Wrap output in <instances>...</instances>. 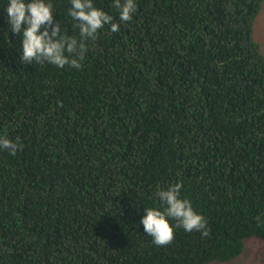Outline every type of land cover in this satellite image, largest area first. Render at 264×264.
Masks as SVG:
<instances>
[{"label": "trees", "instance_id": "trees-1", "mask_svg": "<svg viewBox=\"0 0 264 264\" xmlns=\"http://www.w3.org/2000/svg\"><path fill=\"white\" fill-rule=\"evenodd\" d=\"M263 1L135 0L80 68L23 65L0 11V135L19 144L0 150V264H210L264 242ZM177 182L208 235L158 247L137 222Z\"/></svg>", "mask_w": 264, "mask_h": 264}, {"label": "clouds", "instance_id": "clouds-1", "mask_svg": "<svg viewBox=\"0 0 264 264\" xmlns=\"http://www.w3.org/2000/svg\"><path fill=\"white\" fill-rule=\"evenodd\" d=\"M112 7L116 9L118 20L98 7L94 0H68L64 19L71 24L69 28L68 23L56 19L60 13L53 0H0V11L7 25L2 33L6 40L9 33L14 34V46L18 45V58L23 65L80 68L88 44L96 40L100 31L107 27L113 33L119 32L121 24L131 21L137 9L135 0H112ZM18 148L16 141L0 135V150L15 155ZM182 189V182L158 187L153 205L143 206L137 226L142 227L143 233L158 247L170 244L178 228L208 235L205 217L189 198L181 195Z\"/></svg>", "mask_w": 264, "mask_h": 264}, {"label": "rangeland", "instance_id": "rangeland-1", "mask_svg": "<svg viewBox=\"0 0 264 264\" xmlns=\"http://www.w3.org/2000/svg\"><path fill=\"white\" fill-rule=\"evenodd\" d=\"M253 38L259 43L264 54V1L253 24ZM210 264H264V242L259 238L245 240L241 254L228 262H211Z\"/></svg>", "mask_w": 264, "mask_h": 264}]
</instances>
